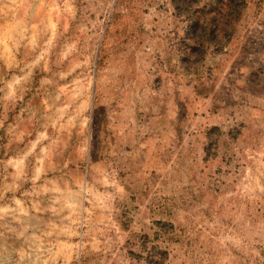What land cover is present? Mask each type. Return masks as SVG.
Here are the masks:
<instances>
[{
    "label": "rangeland",
    "instance_id": "obj_1",
    "mask_svg": "<svg viewBox=\"0 0 264 264\" xmlns=\"http://www.w3.org/2000/svg\"><path fill=\"white\" fill-rule=\"evenodd\" d=\"M0 264H264V0H0Z\"/></svg>",
    "mask_w": 264,
    "mask_h": 264
}]
</instances>
